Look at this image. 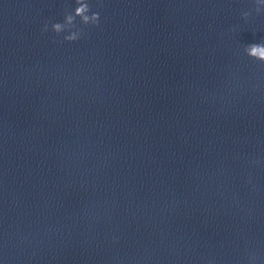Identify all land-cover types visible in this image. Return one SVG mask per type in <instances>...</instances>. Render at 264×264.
Instances as JSON below:
<instances>
[{"label": "water", "instance_id": "water-1", "mask_svg": "<svg viewBox=\"0 0 264 264\" xmlns=\"http://www.w3.org/2000/svg\"><path fill=\"white\" fill-rule=\"evenodd\" d=\"M87 3L0 0V264H264V0Z\"/></svg>", "mask_w": 264, "mask_h": 264}, {"label": "clouds", "instance_id": "clouds-1", "mask_svg": "<svg viewBox=\"0 0 264 264\" xmlns=\"http://www.w3.org/2000/svg\"><path fill=\"white\" fill-rule=\"evenodd\" d=\"M77 7H75L74 12L67 13L65 16L64 23H54L52 24V30L59 34L66 29H71L75 27V20L77 17L80 18L81 23L88 25H98L99 23V13L93 12L91 15L89 4L87 0H76ZM248 13H244L247 16ZM44 31H47V25H45ZM80 33L78 31L71 32V34L66 35L64 39L66 41H75L79 38ZM246 54L254 59L264 62V44H251L245 49Z\"/></svg>", "mask_w": 264, "mask_h": 264}]
</instances>
